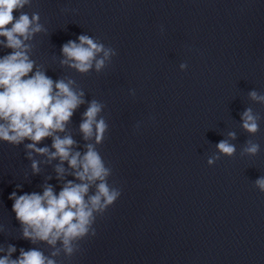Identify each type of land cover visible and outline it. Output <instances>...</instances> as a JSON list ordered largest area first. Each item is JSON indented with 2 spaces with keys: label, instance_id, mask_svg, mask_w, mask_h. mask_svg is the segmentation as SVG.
I'll return each mask as SVG.
<instances>
[{
  "label": "clouds",
  "instance_id": "9594fccd",
  "mask_svg": "<svg viewBox=\"0 0 264 264\" xmlns=\"http://www.w3.org/2000/svg\"><path fill=\"white\" fill-rule=\"evenodd\" d=\"M29 3L30 0H0V37L5 38L0 44L12 50L0 57V140L20 144L28 139L32 141L26 145L28 149L48 155L49 160L59 158L61 162L67 161L74 170L75 178L80 183L67 181L58 194L48 185L42 195L35 192L17 195L13 192L10 196L14 201L12 210L23 226L25 239L33 243L37 240L47 242L53 246L59 240L64 251L71 255L73 241L84 237L92 229L94 213H103L114 204L121 192L109 185L107 178L111 170L94 144H87V151L81 155L79 151H72L75 141L70 135L61 137L57 134L65 131L74 111L85 101L83 92L72 87L74 81H53L41 70L33 72L34 61L27 54L30 46L25 42L40 32L42 26L37 13L30 17L22 11ZM14 11L20 13L18 17L13 15ZM78 39L79 43L69 41L63 45L62 53L66 59L61 63L69 64L81 73L88 72L93 67V61L97 71L102 69L113 54L112 50L105 49L86 35ZM100 53H103V57L96 59ZM250 96L264 100V97H257L255 92H251ZM102 108V104L93 100L83 113L79 127L86 141L94 138L99 144L105 139L108 124L103 117L98 119ZM242 120L246 131L253 134L258 131L257 117L251 109L243 113ZM229 135L235 137L234 133ZM49 137L55 150L51 153L47 147L36 146ZM217 148L228 156L235 152V147L227 141L219 142ZM258 151L259 145L251 142L245 148V152L251 155ZM209 163L212 161L209 160ZM32 169L39 171L36 161H33ZM56 171L62 175L65 170L57 166ZM93 184L96 192L88 196ZM256 186L264 192V178L257 179ZM92 232L94 235L95 230L92 229ZM2 251L4 249L0 248ZM15 252V246L9 245L7 253L0 256V264H55L54 260L35 248L27 251L20 249L19 256L12 259Z\"/></svg>",
  "mask_w": 264,
  "mask_h": 264
}]
</instances>
